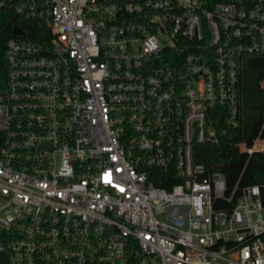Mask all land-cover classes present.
<instances>
[{"label":"built area","instance_id":"2783aa9c","mask_svg":"<svg viewBox=\"0 0 264 264\" xmlns=\"http://www.w3.org/2000/svg\"><path fill=\"white\" fill-rule=\"evenodd\" d=\"M2 14L24 27L0 84V264H264L260 188L228 191L196 161L225 133L216 119L236 124L246 58H264V0H0ZM236 146L264 153V138Z\"/></svg>","mask_w":264,"mask_h":264},{"label":"trees","instance_id":"16d2710c","mask_svg":"<svg viewBox=\"0 0 264 264\" xmlns=\"http://www.w3.org/2000/svg\"><path fill=\"white\" fill-rule=\"evenodd\" d=\"M24 27L20 20L10 14L0 15V84L4 82L7 67L4 60L5 40L12 36V26ZM264 58L247 57L238 77V112L235 125L228 124L225 114L216 119L217 129H224L217 145L202 144L196 151V161L208 172L224 174L227 190L236 184L238 188L258 186L264 196V153L248 155L237 144L251 147L257 137L264 138ZM168 178V177H166ZM175 182H156L160 187L170 188Z\"/></svg>","mask_w":264,"mask_h":264},{"label":"water","instance_id":"95a60500","mask_svg":"<svg viewBox=\"0 0 264 264\" xmlns=\"http://www.w3.org/2000/svg\"><path fill=\"white\" fill-rule=\"evenodd\" d=\"M12 33L13 34H22L23 32L19 27L15 26V27H13Z\"/></svg>","mask_w":264,"mask_h":264}]
</instances>
